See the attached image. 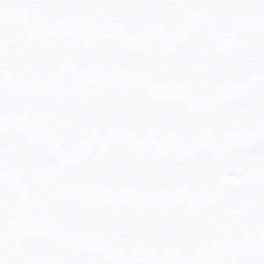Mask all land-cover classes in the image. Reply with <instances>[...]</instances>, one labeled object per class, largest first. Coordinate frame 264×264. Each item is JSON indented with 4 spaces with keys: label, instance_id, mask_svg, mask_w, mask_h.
<instances>
[{
    "label": "snow or ice",
    "instance_id": "snow-or-ice-1",
    "mask_svg": "<svg viewBox=\"0 0 264 264\" xmlns=\"http://www.w3.org/2000/svg\"><path fill=\"white\" fill-rule=\"evenodd\" d=\"M0 264H264V0H0Z\"/></svg>",
    "mask_w": 264,
    "mask_h": 264
}]
</instances>
